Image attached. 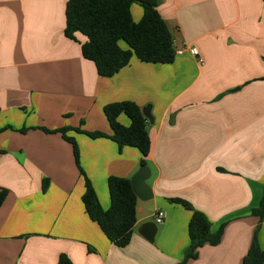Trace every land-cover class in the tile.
Segmentation results:
<instances>
[{
    "label": "crops",
    "instance_id": "crops-1",
    "mask_svg": "<svg viewBox=\"0 0 264 264\" xmlns=\"http://www.w3.org/2000/svg\"><path fill=\"white\" fill-rule=\"evenodd\" d=\"M68 0H0V264H181L190 246L192 212L213 232L227 223L221 243L204 246L187 264H243L264 194V1L160 0L177 55L173 64L132 59L112 78L97 74L77 41L65 36ZM135 23L144 11L131 8ZM134 102L147 120V159L154 199L138 200L130 244H112L86 213L90 180L104 211L110 177L131 179L141 153L109 137L104 108ZM144 116V115H143ZM145 117V116H144ZM119 122L130 126L127 116ZM27 130L22 133V130ZM67 130L79 149L61 133ZM107 138L92 139L88 134ZM166 213L153 243L139 234ZM264 250V222L259 232Z\"/></svg>",
    "mask_w": 264,
    "mask_h": 264
},
{
    "label": "trees",
    "instance_id": "trees-1",
    "mask_svg": "<svg viewBox=\"0 0 264 264\" xmlns=\"http://www.w3.org/2000/svg\"><path fill=\"white\" fill-rule=\"evenodd\" d=\"M159 4L160 0H68L65 36L72 41H77V34L86 37L87 41L81 46L82 56L95 65L97 74L103 78L114 77L129 66L134 58L146 64H173L177 56L176 48L167 24L158 11ZM133 5L140 6L144 11L139 23L133 20ZM104 112L112 130L109 138L120 150L125 147L137 149L142 155L141 166H147L151 139L141 108L134 102L125 101L106 106ZM121 115L129 118V127L119 122ZM42 130L48 134H62L73 146L75 161L81 171L79 149L76 142L67 136L68 131ZM88 136L92 139L107 138L103 133ZM82 175L86 187L82 201L87 215L100 226L112 244L120 248L127 247L138 221L139 202L131 179L109 178L111 206L108 211H104L90 180L84 173ZM7 195L5 190L0 192V208ZM171 202L192 212L189 224L190 246L181 264L197 259L199 250L204 246L216 247L221 243L227 223L213 232L212 223L204 213L182 199H173ZM251 216L258 219L259 223L243 264H264V250L259 243V232L264 222V194L259 207L252 209ZM59 264L72 263L69 258L62 256Z\"/></svg>",
    "mask_w": 264,
    "mask_h": 264
},
{
    "label": "water",
    "instance_id": "water-1",
    "mask_svg": "<svg viewBox=\"0 0 264 264\" xmlns=\"http://www.w3.org/2000/svg\"><path fill=\"white\" fill-rule=\"evenodd\" d=\"M143 115L150 123H153L151 107H146L143 110ZM151 178L152 172L148 166H141L131 178L133 190L140 202L147 203L154 199L153 189L149 184ZM157 231L158 225L156 223H146L141 227L139 234L143 236L149 243H153L155 241Z\"/></svg>",
    "mask_w": 264,
    "mask_h": 264
},
{
    "label": "built area",
    "instance_id": "built-area-1",
    "mask_svg": "<svg viewBox=\"0 0 264 264\" xmlns=\"http://www.w3.org/2000/svg\"><path fill=\"white\" fill-rule=\"evenodd\" d=\"M185 52H188L193 57L199 56V51L196 48L189 47L185 45L182 49L176 50V55H183ZM166 220V213L163 210H158L155 218V223L160 226L163 225Z\"/></svg>",
    "mask_w": 264,
    "mask_h": 264
},
{
    "label": "rangeland",
    "instance_id": "rangeland-1",
    "mask_svg": "<svg viewBox=\"0 0 264 264\" xmlns=\"http://www.w3.org/2000/svg\"><path fill=\"white\" fill-rule=\"evenodd\" d=\"M263 198V197H262Z\"/></svg>",
    "mask_w": 264,
    "mask_h": 264
}]
</instances>
